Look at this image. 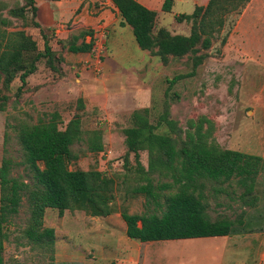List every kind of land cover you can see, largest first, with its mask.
Returning a JSON list of instances; mask_svg holds the SVG:
<instances>
[{"label": "rangeland", "instance_id": "obj_1", "mask_svg": "<svg viewBox=\"0 0 264 264\" xmlns=\"http://www.w3.org/2000/svg\"><path fill=\"white\" fill-rule=\"evenodd\" d=\"M86 1L81 0L63 25V30L69 33L61 39L53 28L41 27L31 17V1L0 0V19L9 22L5 29H23L34 39L39 51L43 42L47 43L54 58L53 69L45 60L40 62L37 72L27 77L18 95H15L20 86L17 78L7 91H1L7 101L0 111V161L9 159L10 177L29 183L20 164L21 152L15 138L17 125L46 122L56 113L57 128L63 130L69 120L77 119L80 141L71 146L77 158L68 168L95 169L112 179L114 212L107 217L92 218L80 211H64L59 216L55 210L46 209L43 226L54 232L50 258L21 238L28 218L27 204L22 198L17 214L3 227L6 234L3 264H264V166L256 177L253 207H245L237 200L240 190L233 182L208 184L205 188L211 220L222 217L233 220L244 213L242 219L248 221L250 231L244 230L246 233L241 235L151 242L147 247V243L125 237L119 216L122 211L159 214L162 207L161 196L155 204L150 198L133 193L135 187L144 184L132 154L124 146L123 130L131 126L134 111L146 109L151 124L166 111L177 135H172L164 124L157 132L179 141L186 131L192 132L189 124L203 117L211 124L209 141L220 149L264 160V0H249L225 15L219 39L207 51L198 53L206 58L196 68H192L189 56L169 58L165 66L160 65L155 57L138 49L130 28L119 26V16L113 14L112 7L102 4L104 0L94 2V8L89 4L85 10ZM20 7L24 8V19L7 14L8 10ZM99 7L106 10V20L95 22ZM192 8L191 0H182L176 2L172 13L189 14ZM83 10L86 17L80 19ZM173 14L158 18L154 31L163 26L172 35L187 36L190 23L175 22ZM31 21L38 27L32 26ZM80 33L86 36L76 44L91 43L90 52L68 53V43ZM223 36L225 41L221 45ZM90 132L100 134L99 153L86 151L85 140ZM138 161L145 172L146 152H139ZM148 177L155 193L173 192V188L157 190L162 183L170 182L162 174ZM218 187L221 192L214 193L213 189Z\"/></svg>", "mask_w": 264, "mask_h": 264}, {"label": "trees", "instance_id": "obj_2", "mask_svg": "<svg viewBox=\"0 0 264 264\" xmlns=\"http://www.w3.org/2000/svg\"><path fill=\"white\" fill-rule=\"evenodd\" d=\"M30 8L31 17L36 9ZM84 1V0H83ZM116 10L119 26H128L133 40L141 51L155 57L165 66L169 58L192 57L191 66L196 68L206 58L199 52L207 51L213 41H217L224 26L225 15L237 10L249 0H207L204 6H194L190 14H179L174 21L189 22V34L172 35L160 28L154 31L155 12L146 9L134 0H108ZM172 0H163L160 10L169 13ZM24 8L8 10L12 18L24 19ZM31 25L38 27L31 21ZM6 19H0V111L4 109L10 83L17 78L20 88L26 78L36 72L42 60L52 68V51L43 42L39 51L34 39L23 29L7 31ZM40 33V32H39ZM86 33L72 37L67 45L71 54H88L91 43L76 41L84 39ZM42 38V37H41ZM225 41L221 37L220 44ZM191 73H189L188 76ZM80 102V101H79ZM147 110L131 113V126L123 130L126 152L133 156L135 168L140 172L143 185L133 189L135 195L150 198L157 204L162 198L159 214H127L120 212L127 239L139 243L198 238L230 237L250 231L248 221L243 222V214L236 218L211 220L207 213L204 191L208 184L222 185L233 182L240 190L237 200L245 207L255 204L256 177L262 171L261 157L234 150L220 149L210 138V122L200 117L190 123L192 132L186 131L184 139H174L167 133H158L162 124L172 131L174 122L165 111L155 124L147 118ZM59 117L53 113L46 122L33 125L20 123L15 128V138L21 152L20 164L24 167L29 183L10 177L11 162L7 158L0 161V264H3V242L6 234L3 227L10 217L18 212L20 201L25 199L28 218L21 231V238L30 247L37 248L50 258L53 253L54 232L43 226L46 209L55 210L60 216L64 211H80L92 218L107 217L114 212L113 180L106 178L95 169L86 171L70 170L69 164L76 161L71 146L80 141L81 131L77 119L67 122L63 130L57 128ZM205 126V128H204ZM166 130V129H165ZM172 135H177L174 131ZM100 134L90 132L85 140L86 151H102ZM147 154V169L143 172L138 161L139 152ZM157 173L170 180L157 187L158 191L173 188V192L159 195L153 191L149 175ZM143 176V178H142ZM212 188V187H211ZM221 188L213 189L214 193ZM247 231V232H248Z\"/></svg>", "mask_w": 264, "mask_h": 264}, {"label": "crops", "instance_id": "obj_3", "mask_svg": "<svg viewBox=\"0 0 264 264\" xmlns=\"http://www.w3.org/2000/svg\"><path fill=\"white\" fill-rule=\"evenodd\" d=\"M32 1H33L32 5L36 9L35 22H37V24L41 27L53 28L54 34L56 36H60L61 39H63V37L69 33L68 30H63L62 28L63 25L68 21V19L71 18L72 14L77 9L79 4L82 3L81 0H32ZM97 1L98 0H87L85 2V10L89 9V4H92L91 8H94L93 4L94 2H97ZM134 1H136L138 4L145 7L146 9L155 12V15H156L155 23H156V20H158V18L165 17L168 14H173L172 11H173V8L176 2H182V0H172L170 12L163 13L160 10L163 0H134ZM206 2L207 0H191V4L193 8L194 6H204ZM102 4H104L105 6H109L110 8L112 7L108 0H104ZM112 10L114 12L113 14L117 16L118 14L113 7H112ZM86 13L87 12L86 11L84 12V10L81 11V13L79 14V18L83 19V17H86ZM173 15L177 16L175 14ZM105 18H106V10H104L103 7L97 8V14L95 15V18H94L96 19L95 22L100 21L101 19L106 20ZM119 21H120V18H119ZM74 23H76V21ZM161 27L163 28V26ZM174 34H177V33H174ZM215 238H230V237L225 236V237H215ZM160 242H163V241H160ZM147 244H149V245H146L148 247L150 246L151 242ZM146 248L143 251L144 255H146L147 253Z\"/></svg>", "mask_w": 264, "mask_h": 264}]
</instances>
